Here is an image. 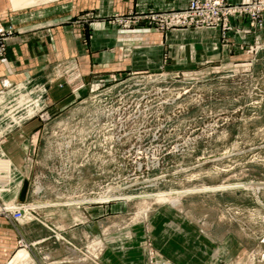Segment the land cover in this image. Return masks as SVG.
I'll use <instances>...</instances> for the list:
<instances>
[{
  "label": "rangeland",
  "instance_id": "1",
  "mask_svg": "<svg viewBox=\"0 0 264 264\" xmlns=\"http://www.w3.org/2000/svg\"><path fill=\"white\" fill-rule=\"evenodd\" d=\"M137 15L106 21L162 33L211 28ZM80 18L87 45L93 16ZM262 21L224 37L213 26L229 46L217 61L178 66L165 53L157 70L88 80L74 62H60L48 81L67 86L73 100L57 114L44 107L43 84L1 76L0 217L14 226L13 254L26 252L33 264H104L106 241L119 264L127 242L134 257L139 236L144 264H155L156 217L163 231L182 232L192 252L206 247L205 264H264V40L245 38ZM232 32L240 41L230 42ZM12 34L0 24V61ZM34 117L40 128L24 134ZM12 207L21 216L3 210Z\"/></svg>",
  "mask_w": 264,
  "mask_h": 264
},
{
  "label": "crops",
  "instance_id": "2",
  "mask_svg": "<svg viewBox=\"0 0 264 264\" xmlns=\"http://www.w3.org/2000/svg\"><path fill=\"white\" fill-rule=\"evenodd\" d=\"M231 3L250 0H229ZM189 0H0V24L13 28L8 42V57L0 61V77L13 82L25 78L43 84V104L51 114L59 113V107L73 100L67 86H59V80L48 81L49 71L55 70L60 62H74L88 80L90 74H122L146 70H157L163 54L167 53L170 64L185 66L194 62L221 60L228 55V47L221 43L220 28L174 29L164 33L158 30L137 27L121 29L106 20L113 14H144L154 11L182 9ZM93 16L84 29L87 45L81 44L79 25L82 15ZM234 26L248 27L247 18H234ZM85 23V22H84ZM230 42L241 38L232 32ZM241 37V35H240ZM238 38V39H237ZM245 38L264 40V17L262 24ZM227 47V48H226ZM28 118L33 116L31 112ZM40 128L34 117L23 128L24 134H32ZM35 213L33 208H30ZM153 218L151 244L155 264H205L208 260L207 248L200 242L191 246L186 243L182 232L177 237L163 231V225ZM8 221L0 217V264H33L26 252L13 254L16 234ZM26 224L23 227H31ZM21 228V226H20ZM119 264H144L141 255L143 243L139 236L135 239V255L129 256L132 243L127 242ZM131 243V244H130ZM197 243V242H196ZM187 248V249H186ZM112 247L104 243L101 260L113 264ZM59 264V259H56Z\"/></svg>",
  "mask_w": 264,
  "mask_h": 264
},
{
  "label": "built area",
  "instance_id": "3",
  "mask_svg": "<svg viewBox=\"0 0 264 264\" xmlns=\"http://www.w3.org/2000/svg\"><path fill=\"white\" fill-rule=\"evenodd\" d=\"M263 15L264 0H250L240 3H231L229 0H189L182 9L154 11L130 17L134 18L135 21L146 20L150 24L162 22L168 27H213L220 25L222 37H224L227 32L234 30L232 22L234 18L247 17L250 29L253 30L261 23ZM119 18L121 19L120 16ZM119 18L117 20H120ZM3 210H10L14 218L21 216L22 213L20 207Z\"/></svg>",
  "mask_w": 264,
  "mask_h": 264
},
{
  "label": "bare ground",
  "instance_id": "4",
  "mask_svg": "<svg viewBox=\"0 0 264 264\" xmlns=\"http://www.w3.org/2000/svg\"><path fill=\"white\" fill-rule=\"evenodd\" d=\"M167 199H168V197H167ZM164 200V199H163ZM173 201V200H172Z\"/></svg>",
  "mask_w": 264,
  "mask_h": 264
}]
</instances>
